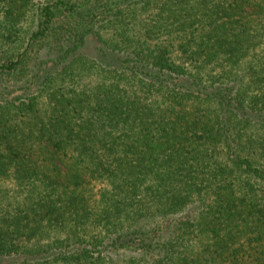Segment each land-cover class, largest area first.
Listing matches in <instances>:
<instances>
[{"label":"trees","instance_id":"trees-1","mask_svg":"<svg viewBox=\"0 0 264 264\" xmlns=\"http://www.w3.org/2000/svg\"><path fill=\"white\" fill-rule=\"evenodd\" d=\"M0 264H264V0H0Z\"/></svg>","mask_w":264,"mask_h":264},{"label":"rangeland","instance_id":"rangeland-1","mask_svg":"<svg viewBox=\"0 0 264 264\" xmlns=\"http://www.w3.org/2000/svg\"><path fill=\"white\" fill-rule=\"evenodd\" d=\"M91 43L93 44V42H90V44H91Z\"/></svg>","mask_w":264,"mask_h":264}]
</instances>
